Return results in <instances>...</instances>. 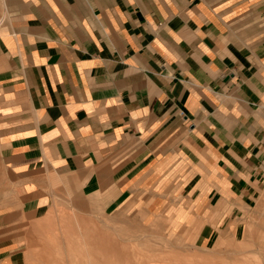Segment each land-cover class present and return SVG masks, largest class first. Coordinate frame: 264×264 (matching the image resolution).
I'll list each match as a JSON object with an SVG mask.
<instances>
[{
    "label": "crops",
    "instance_id": "0c3cea01",
    "mask_svg": "<svg viewBox=\"0 0 264 264\" xmlns=\"http://www.w3.org/2000/svg\"><path fill=\"white\" fill-rule=\"evenodd\" d=\"M264 193V0H0V264L60 194L202 248Z\"/></svg>",
    "mask_w": 264,
    "mask_h": 264
},
{
    "label": "rangeland",
    "instance_id": "374dc122",
    "mask_svg": "<svg viewBox=\"0 0 264 264\" xmlns=\"http://www.w3.org/2000/svg\"><path fill=\"white\" fill-rule=\"evenodd\" d=\"M102 209L77 207L73 196L60 194L37 228L26 229L25 264H123L125 257L132 264H264V193L245 213L241 238L208 248L169 220L148 224L137 214Z\"/></svg>",
    "mask_w": 264,
    "mask_h": 264
},
{
    "label": "bare ground",
    "instance_id": "6f19581e",
    "mask_svg": "<svg viewBox=\"0 0 264 264\" xmlns=\"http://www.w3.org/2000/svg\"><path fill=\"white\" fill-rule=\"evenodd\" d=\"M112 246L110 245V248H111ZM119 250V249H118ZM108 252V251H107ZM104 253V252H103ZM105 254V253H104ZM126 258V260H125V262L123 263V264H132V261L129 259V257H125ZM238 258V257H237ZM123 259V258H122ZM164 260V259H163ZM166 260V259H165ZM91 261V260H90ZM96 261H99V260H96ZM105 261V260H104ZM134 261V260H133ZM106 262V261H105ZM139 262V261H138ZM143 262V261H142ZM155 262V261H154ZM153 262V263H154ZM168 262V261H167ZM90 263V262H89ZM144 263V262H143ZM98 264H100V263H98ZM112 264H122L121 263V261H120V259H116L115 260V262H112ZM136 264V263H135ZM145 264V263H144Z\"/></svg>",
    "mask_w": 264,
    "mask_h": 264
}]
</instances>
